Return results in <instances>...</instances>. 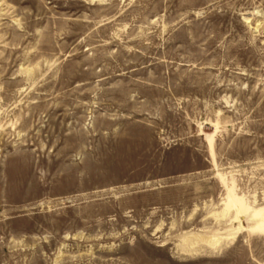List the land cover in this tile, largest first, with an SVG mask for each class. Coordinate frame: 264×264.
Listing matches in <instances>:
<instances>
[{"label": "rangeland", "instance_id": "374dc122", "mask_svg": "<svg viewBox=\"0 0 264 264\" xmlns=\"http://www.w3.org/2000/svg\"><path fill=\"white\" fill-rule=\"evenodd\" d=\"M0 264H264V0H0Z\"/></svg>", "mask_w": 264, "mask_h": 264}, {"label": "bare ground", "instance_id": "6f19581e", "mask_svg": "<svg viewBox=\"0 0 264 264\" xmlns=\"http://www.w3.org/2000/svg\"><path fill=\"white\" fill-rule=\"evenodd\" d=\"M220 179H221L224 189H226L227 191L226 201L223 202L224 208L222 211V215H223L222 218L225 216L226 214L225 212L234 208L237 211V215L244 216V217L248 216L251 220L254 221L253 227L250 226L251 228L254 229L253 231H255V229L257 230L262 229L263 228V217L262 216L258 217L260 211L259 210L250 211L248 206L244 202L243 198L239 197L235 193L233 187L228 182H226L223 177L220 176Z\"/></svg>", "mask_w": 264, "mask_h": 264}]
</instances>
